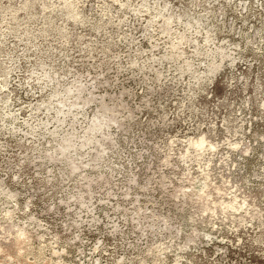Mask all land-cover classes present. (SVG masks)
Segmentation results:
<instances>
[{"label":"rangeland","instance_id":"rangeland-1","mask_svg":"<svg viewBox=\"0 0 264 264\" xmlns=\"http://www.w3.org/2000/svg\"><path fill=\"white\" fill-rule=\"evenodd\" d=\"M0 264H264V0H0Z\"/></svg>","mask_w":264,"mask_h":264}]
</instances>
